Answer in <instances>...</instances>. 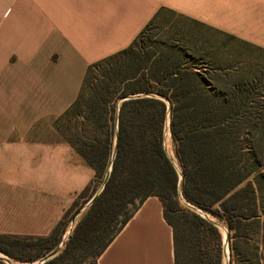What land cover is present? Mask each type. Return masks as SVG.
<instances>
[{
	"label": "trees",
	"instance_id": "1",
	"mask_svg": "<svg viewBox=\"0 0 264 264\" xmlns=\"http://www.w3.org/2000/svg\"><path fill=\"white\" fill-rule=\"evenodd\" d=\"M167 114L176 165L165 148ZM61 118L72 120L62 135L99 186L89 181L46 236L0 234L9 259L0 264H96L149 196L172 228L174 264H222L217 222L226 229L228 264L260 263L264 48L160 7L128 46L87 66ZM102 185L57 248L64 217ZM256 236L248 258L244 243Z\"/></svg>",
	"mask_w": 264,
	"mask_h": 264
},
{
	"label": "crops",
	"instance_id": "2",
	"mask_svg": "<svg viewBox=\"0 0 264 264\" xmlns=\"http://www.w3.org/2000/svg\"><path fill=\"white\" fill-rule=\"evenodd\" d=\"M264 48V0H0V234L46 236L92 170L58 119L86 68L160 8ZM96 264H174L172 228L147 197Z\"/></svg>",
	"mask_w": 264,
	"mask_h": 264
},
{
	"label": "rangeland",
	"instance_id": "3",
	"mask_svg": "<svg viewBox=\"0 0 264 264\" xmlns=\"http://www.w3.org/2000/svg\"><path fill=\"white\" fill-rule=\"evenodd\" d=\"M58 122V126L64 130L66 128V126L68 125L69 122H71L72 120H68V118H61V119H58L57 120ZM165 148L168 152V154L170 155V157H172V159L174 160V163H176L175 161V158L173 156V151H172V145H171V141H170V136H167L166 139H165ZM259 171H264V166L259 170ZM86 177L88 178V181L86 182V184L89 182V181H92V188L93 187H97L99 186V180L94 178L93 176V172L92 174L89 175H86ZM180 197V196H179ZM181 202L182 203H185L184 200L181 198ZM86 203H80L79 205V208L76 210V211H72L69 215L65 216L64 219H63V223L64 225L66 226V231L65 233L63 234V236H67V233L71 230V228H73V226L75 225L76 221L79 219L80 215L82 214V212L84 211L85 207H86ZM76 213H78L76 215ZM261 217H264V215H262ZM212 219V218H211ZM217 226H219L220 230H221V233H222V237H223V243H224V255H223V261H222V264H228V261L230 259V255H229V249H228V244L226 242V229L224 227L221 226V224L219 222H217ZM259 235H264V230H262ZM259 235H258V238H259ZM62 236V237H63ZM257 236L254 237V240L253 241H250L248 244L244 243V246L245 245L248 247L247 250L245 251V254L247 255V257H252V259H254L253 257V247H252V244L253 242L254 243H258L257 241ZM261 242V240H260ZM256 251L258 253V256L261 258L260 260V263L259 264H264V246L261 244V245H257L256 246ZM88 259H82L80 260V262L78 261L77 264H87L88 263ZM253 261V260H252ZM251 261V262H252ZM22 264H25V263H22Z\"/></svg>",
	"mask_w": 264,
	"mask_h": 264
},
{
	"label": "water",
	"instance_id": "4",
	"mask_svg": "<svg viewBox=\"0 0 264 264\" xmlns=\"http://www.w3.org/2000/svg\"><path fill=\"white\" fill-rule=\"evenodd\" d=\"M168 133V134H167ZM169 136L170 135V131H169V114H167V116H166V132H165V139H166V137H167V135ZM114 154V153H113ZM113 156V155H112ZM172 158V157H171ZM173 162H174V160H173ZM175 165H176V163H175ZM110 170H111V164L109 165V167H108V170H107V173L105 174V178H104V181H106V179L108 178V176H109V173H110ZM180 181H181V175L179 174V180H178V186H180ZM102 188H103V185L98 189V191L87 201V203H86V206L93 200V198L102 190ZM179 196L182 198V195L180 194V192H179ZM197 211H199V210H197ZM199 213L202 215V216H206V217H208V215H206V214H204V213H202L201 211H199ZM78 213H76V215H77ZM218 224V223H217ZM219 225V224H218ZM69 233V232H68ZM67 233V234H68ZM66 239V236H63L62 238H61V242L59 243V245L57 246V248H59V247H61V245H62V242L64 241ZM227 242V241H226ZM56 248V249H57ZM56 249L55 250H53L52 252H50L49 254H48V256H46V257H42L41 259H40V261H39V263H42L43 261H45V260H47V259H49V258H51L54 254H55V252H56ZM4 256H0V258H2V259H4L5 261H9V259H8V257L5 255V254H3ZM13 264H22V262H12ZM37 263V261L36 262H32V263H25V264H36Z\"/></svg>",
	"mask_w": 264,
	"mask_h": 264
},
{
	"label": "bare ground",
	"instance_id": "5",
	"mask_svg": "<svg viewBox=\"0 0 264 264\" xmlns=\"http://www.w3.org/2000/svg\"><path fill=\"white\" fill-rule=\"evenodd\" d=\"M167 134H168V133H167ZM167 134H166V135H167ZM167 136H168V135H167ZM0 256H4L3 253L0 252Z\"/></svg>",
	"mask_w": 264,
	"mask_h": 264
}]
</instances>
